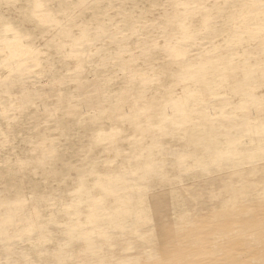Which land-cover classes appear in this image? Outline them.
<instances>
[{
	"label": "rangeland",
	"instance_id": "1",
	"mask_svg": "<svg viewBox=\"0 0 264 264\" xmlns=\"http://www.w3.org/2000/svg\"><path fill=\"white\" fill-rule=\"evenodd\" d=\"M179 1L194 2L192 8L198 11L187 17L196 42L182 48L191 51L186 54L187 62L181 57L165 62L164 59H169L165 51L159 57L151 45H136L139 37L121 39L120 33L127 31L123 23L142 18L159 23L169 21L170 32H178L180 15L173 10H180L175 5ZM137 10L172 12L137 14ZM141 39L151 42L154 37L149 31L148 37L145 39L143 35ZM167 40L173 41L170 36ZM159 41H162L161 34ZM10 42L29 46L45 62H25L24 68H20L15 64L18 58L12 55L11 48L15 46ZM119 50L147 52L144 60L150 63L153 75L148 82L151 86L146 90H142L140 82L124 87L123 75L130 69L139 73L140 68L134 65L123 69L113 55ZM97 58L103 60L99 63ZM157 60L162 64L155 66ZM203 78L204 85L199 84ZM221 89L235 97L248 92L251 96L246 99L254 102L248 103L249 109L245 112L255 118L251 121L264 127L261 119L264 116V3L251 0H0L1 262L18 264L14 261L20 252L12 229L16 220L14 209L27 206L28 219H35L36 195L55 198L39 214H53L55 222H74L82 231L88 230L94 219L98 222L116 211H122L119 216L127 218L128 225L113 233V246L120 241V249L109 248L106 256L100 255V250L85 251L67 235L51 231L56 235L55 248L59 252L53 257L56 264H69V259L74 263L86 260L103 264H145L147 260L153 263L157 241L172 249L175 232L167 227L156 233L147 218L153 213L169 215L171 219L176 206L180 211L187 210L188 221L195 220L198 216L194 208L198 207L191 203V197L182 187L214 181L213 188L217 191L220 184L214 178L240 174L247 169L264 173L262 147L254 149V159L244 157V150L239 152L242 157L213 159L216 153H225L228 143L223 136L228 130L238 131L228 125L234 120H226L219 113L223 104L218 93ZM205 105H211L212 109L204 108ZM174 107L176 111L172 110ZM209 113H214V117ZM251 129L256 139L254 144H261L258 128L253 125ZM20 140L29 147L16 148L14 141ZM150 176L165 178L163 181L176 191L150 201L124 200L125 192L140 195L152 189L156 182ZM72 178L76 179L74 183ZM260 195L245 196L241 203L249 210L263 200L264 194ZM68 204H75L78 211L71 210L68 215L50 212ZM10 205L13 214L9 213ZM99 206L101 210L96 212ZM261 212L264 223V207ZM166 223L170 222L161 220L157 227ZM192 225L181 230L186 231ZM208 225L211 223L204 226ZM239 226L233 234L240 230V233L246 232V241L251 234L264 229L259 224L240 223ZM130 227L132 234L128 237L126 230ZM229 228L220 225L218 230ZM216 230L202 236L206 238L201 245L205 253L196 257L200 260L198 264H264V237L261 243H250L244 248L241 240L238 244H233L231 239L215 243L208 236ZM240 233L234 238L240 239ZM254 238L260 240L259 236ZM194 245L182 242L177 251L197 250ZM224 248L227 249L224 254L219 250L212 254ZM148 253L152 257H147ZM182 256L185 255L175 253L170 257L176 261Z\"/></svg>",
	"mask_w": 264,
	"mask_h": 264
},
{
	"label": "bare ground",
	"instance_id": "2",
	"mask_svg": "<svg viewBox=\"0 0 264 264\" xmlns=\"http://www.w3.org/2000/svg\"><path fill=\"white\" fill-rule=\"evenodd\" d=\"M194 4L195 3L192 1L175 2V5L178 7L180 6L181 8L180 10H173L174 13L180 15V17L177 19V29L179 31L174 34L170 32L171 22L163 21L159 23L157 20L148 21L147 19L142 18L141 21L124 22L123 28L127 31L126 33H120V37L122 40H125L129 36L139 37L140 41L135 44L144 46L151 45L154 50L157 51L159 57L160 53L162 51H165V55L169 57V59H164V61L167 63L173 62L175 60L174 58L177 57H181L187 62L189 58L187 59L186 54L190 53L191 51L182 48H186L187 46H192V44H196V42H193L195 40V34L193 33L194 30L191 26V23L189 22V18H187L191 14L198 12L197 10L192 8ZM170 12L172 11H135V13L137 14H167ZM149 31H151V36H153L154 39L151 42L147 40L142 41V36L144 35V38L146 39L148 37ZM180 32L182 34H180ZM160 34L162 37V41H159ZM169 36L173 39V41L167 40ZM10 44L15 46L11 48V52L14 57L18 58V61H15V64L20 68H24L25 62L32 61L36 64H43L45 62L43 59L34 55L33 52L29 50V46L24 47L23 45L20 46L14 44L13 42H10ZM113 55L119 59L120 65L123 69L134 65L140 68L139 73L135 69H130L125 73V75H123L122 83L124 87H126L130 83L140 82L143 85L142 90L144 91L147 89V86H151V84H148V82L149 78L153 74L150 71V63L144 60V58L147 60V52L119 50L117 52H114ZM102 60V58H97V62L99 63ZM158 61L159 60L154 63L156 64L155 66H157L158 64H162V62L158 63ZM245 77L247 78L248 76ZM200 83H203L204 85V78L199 82V84ZM204 89L207 90L205 86ZM218 93L220 94L221 101L223 103L220 107L219 113H221L222 116L226 118V120H234L230 121L228 125H231V127L233 126L238 131L228 130L226 135L223 136V140L225 139L228 143V145L225 147V153L223 155L216 153L215 155H213V159H218L220 156L237 158L242 157V154L239 153L242 150L246 151V153L243 155L244 157L249 159L256 158L254 149L258 150L261 147L264 148V127L262 123L251 121L255 118L252 115H249V113L245 112L249 109L248 103L254 102L251 99H246L247 96L250 94L244 91V95L235 97L234 95H229L231 93L226 92L223 89H221ZM97 101H99V99H97ZM210 102L211 101H209L208 103ZM204 108L212 109V106L205 105ZM14 109L18 110L17 107H15ZM172 110L176 111L177 109L174 107L172 108ZM210 114L214 117V113H209L208 115ZM238 118H241V120L237 121ZM261 119H264V116L261 117ZM253 125L258 128L256 132L261 137V140H263L261 144H254L256 139L253 135L254 131L251 129ZM259 126H261V128ZM22 131L26 132L25 129H22ZM39 131L41 132V130L38 129V132ZM14 142V146L16 148L29 147L23 140ZM199 164H203V161H200ZM158 173L159 171L156 172L157 176L159 175ZM263 175L264 173H261L257 169H247L240 174L220 176L214 178L216 181H219L220 184L217 191L213 188L214 181H209L202 186L197 185L194 187H182V189L186 192L187 196L191 197L193 201L191 203L198 207L194 208L195 211H197L196 216L198 217L195 220L193 219L191 221H188L189 214L186 212L187 210L180 211L176 206L174 207V211L171 213V219H169V215L163 216L155 215L152 213L147 218V222L154 227V231L156 233H159L165 228L170 227V229H172V231H174L176 234H174L175 236L173 238L175 246L172 249H168L167 247H165L163 242L157 241V245L155 248L156 253L155 258H153V263H150V260H147V262L144 263L183 264L184 260H187L191 264H198L200 260L196 259V257L198 255H201L202 253H205V251L201 248V245L203 244V241L206 238H203L202 236L208 234L209 232H213L215 229H217L216 232L212 235L210 234L211 237H208L210 239H214V242L217 244L222 239H231L230 241H232L233 244H238L239 240H241V243H243L242 245H245L244 248L248 247L250 243H261L263 241V239L261 240V237H264V223L261 222L263 218V213H260V210L262 209V207H264V198L263 200L257 201L249 210L245 209V206H243L241 202L245 196L261 197L260 194H264ZM235 177L236 179L233 180V178ZM164 179L165 178L155 179L150 176V180L152 182H156L155 186H153L152 189H149V191H146L140 195H136L131 192H125L123 194L125 196L124 200L132 201V199L136 198L144 201H150L153 198L160 197L162 194H173L176 189H170L168 183L163 181ZM167 179L173 180L174 178L168 177ZM73 180L76 179L72 178L71 183H74ZM206 192L207 194H205ZM54 199L55 198L52 195H47V197L45 198L42 195L35 196L34 207L38 211L35 219H28L27 206H24L23 208H19L16 206V208L14 209V215L16 216V220H14L12 229L16 232L17 245L20 251L19 254L14 257V261L18 262V264H56L53 261V257L59 252L58 249L56 250L55 248L56 235L51 232L53 230L67 235L72 240L74 245L79 244L80 248L82 247L85 251L100 250V255L102 256H106L107 251H109L107 249L109 248L111 249V251H117L115 250L116 248L120 249V241L116 245V247L113 246L115 242L113 238V233L115 229L125 228V226L128 225L125 223L127 218L119 216V214L123 213L122 211H116L115 214L108 215L105 218L99 220L98 222H95L97 219H94L91 222V226L89 227V229L82 231V227H80V225H74V222L69 223L66 220L55 222L53 214H39L44 209L46 203L48 204L49 201ZM215 200L218 203H216ZM150 205L151 203L147 204V206ZM235 205L238 206L237 210H234L236 208ZM8 210L10 214H13V208L11 205L9 206ZM71 210L78 211V208L75 204H68L64 206L63 209H58L50 212H53L54 214L66 213L68 215ZM100 210L101 206H99L98 208L96 207L95 209L96 212H100ZM151 212L153 211L151 210ZM161 220H168L170 223H166L164 226L157 227V224ZM102 223L104 225H102ZM209 223H211V225L204 226L205 224ZM240 223L242 225L259 224L263 226V230H258L256 231V233L251 234L249 236L250 238H248L249 241H246V232L242 231L240 233V230L237 233L233 234V230H236L237 227H241L239 226ZM191 224H193L192 227H189L186 231L181 230L182 227H187ZM220 225H225L230 228L227 230H218V227ZM239 233L240 239L237 237L234 238V236H237ZM131 234L132 228H127L126 235L130 237ZM136 235L138 234H135L133 236ZM181 236H186V238L182 239ZM255 236H259L261 241L255 239ZM94 242H99L100 244L95 245ZM182 242H189L192 243V245H197L196 248L198 251L194 249L192 251L190 250L178 252L179 249H181L179 247ZM105 246H107V248L103 249ZM0 248L1 250H3L1 244ZM22 249H24V252H22ZM74 250L75 246L74 248L72 247V251ZM217 250H219L220 254H224V250L226 251L227 249H216L212 254L216 253ZM175 253H182L183 255H185L184 257L182 256L184 259L182 258V260L181 258H179L176 261L172 260L170 256ZM70 254H72L71 251L68 252L69 256ZM139 254L145 253L140 252ZM146 255L147 257H152L149 253ZM68 263L103 264L101 262L92 263L87 260L80 263H74V261L71 259H69ZM0 264L5 263L1 262L0 260Z\"/></svg>",
	"mask_w": 264,
	"mask_h": 264
},
{
	"label": "crops",
	"instance_id": "3",
	"mask_svg": "<svg viewBox=\"0 0 264 264\" xmlns=\"http://www.w3.org/2000/svg\"><path fill=\"white\" fill-rule=\"evenodd\" d=\"M251 1L255 3H264V0H251Z\"/></svg>",
	"mask_w": 264,
	"mask_h": 264
}]
</instances>
